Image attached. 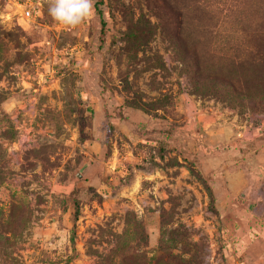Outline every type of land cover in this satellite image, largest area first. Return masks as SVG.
Listing matches in <instances>:
<instances>
[{"label": "rangeland", "instance_id": "obj_1", "mask_svg": "<svg viewBox=\"0 0 264 264\" xmlns=\"http://www.w3.org/2000/svg\"><path fill=\"white\" fill-rule=\"evenodd\" d=\"M51 3L0 0V264H264L208 163L264 139V0Z\"/></svg>", "mask_w": 264, "mask_h": 264}, {"label": "crops", "instance_id": "obj_2", "mask_svg": "<svg viewBox=\"0 0 264 264\" xmlns=\"http://www.w3.org/2000/svg\"><path fill=\"white\" fill-rule=\"evenodd\" d=\"M259 133L256 135H260ZM256 135L253 136L257 145L254 153L249 152L237 161L234 160V151L208 159L212 167H220L215 175L225 185L224 192L218 199L224 224L229 230L247 224L256 235L245 231L240 234V238L242 242L254 240V245L264 243V193L258 192L260 182L264 179V139ZM259 164L260 166H256ZM237 197L240 199L237 200Z\"/></svg>", "mask_w": 264, "mask_h": 264}, {"label": "clouds", "instance_id": "obj_3", "mask_svg": "<svg viewBox=\"0 0 264 264\" xmlns=\"http://www.w3.org/2000/svg\"><path fill=\"white\" fill-rule=\"evenodd\" d=\"M48 13L57 24L75 29L95 15L94 0H52Z\"/></svg>", "mask_w": 264, "mask_h": 264}, {"label": "built area", "instance_id": "obj_4", "mask_svg": "<svg viewBox=\"0 0 264 264\" xmlns=\"http://www.w3.org/2000/svg\"><path fill=\"white\" fill-rule=\"evenodd\" d=\"M23 4H18V6H22ZM33 6L31 4H25L22 6V9L18 11V15L21 16L22 19H29L33 16Z\"/></svg>", "mask_w": 264, "mask_h": 264}, {"label": "trees", "instance_id": "obj_5", "mask_svg": "<svg viewBox=\"0 0 264 264\" xmlns=\"http://www.w3.org/2000/svg\"><path fill=\"white\" fill-rule=\"evenodd\" d=\"M96 9H97V12H98L99 14H102V12H101V10L99 9L98 5H96Z\"/></svg>", "mask_w": 264, "mask_h": 264}]
</instances>
